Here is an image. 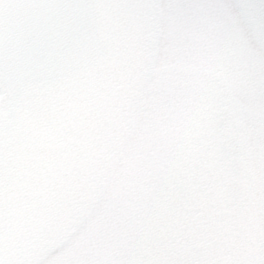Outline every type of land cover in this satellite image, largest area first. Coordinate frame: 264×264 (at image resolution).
<instances>
[{
  "label": "rangeland",
  "instance_id": "1",
  "mask_svg": "<svg viewBox=\"0 0 264 264\" xmlns=\"http://www.w3.org/2000/svg\"><path fill=\"white\" fill-rule=\"evenodd\" d=\"M126 4L125 29L109 38V65L91 73L100 71L95 85L69 81L67 93L60 81L31 85L13 107L15 141L0 124V253L8 255L0 264H124L157 254L153 230L173 214L167 167L175 164L164 143L157 149L183 116L180 102L171 112L164 102L173 82L187 78L197 89L205 83L200 70L231 67L206 43L209 24L237 7L234 0ZM248 11L242 5L239 14ZM219 82L230 94L231 82Z\"/></svg>",
  "mask_w": 264,
  "mask_h": 264
},
{
  "label": "flooded vegetation",
  "instance_id": "2",
  "mask_svg": "<svg viewBox=\"0 0 264 264\" xmlns=\"http://www.w3.org/2000/svg\"><path fill=\"white\" fill-rule=\"evenodd\" d=\"M234 4L233 16L209 24L206 43L231 67L200 70L205 83L197 89L187 78L169 89L166 108L178 101L183 116L157 151L175 160L167 167L173 214L153 231L157 254L128 256L124 264H264V0ZM221 76L231 82L230 94L219 86ZM2 122L4 136L15 141L17 123L0 116Z\"/></svg>",
  "mask_w": 264,
  "mask_h": 264
},
{
  "label": "water",
  "instance_id": "3",
  "mask_svg": "<svg viewBox=\"0 0 264 264\" xmlns=\"http://www.w3.org/2000/svg\"><path fill=\"white\" fill-rule=\"evenodd\" d=\"M106 50L92 0H0V76L13 98L25 81L67 77Z\"/></svg>",
  "mask_w": 264,
  "mask_h": 264
},
{
  "label": "trees",
  "instance_id": "4",
  "mask_svg": "<svg viewBox=\"0 0 264 264\" xmlns=\"http://www.w3.org/2000/svg\"><path fill=\"white\" fill-rule=\"evenodd\" d=\"M105 21V23H106V20H104Z\"/></svg>",
  "mask_w": 264,
  "mask_h": 264
}]
</instances>
